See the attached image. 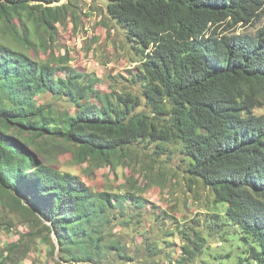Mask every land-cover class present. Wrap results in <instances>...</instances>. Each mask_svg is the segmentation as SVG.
I'll return each instance as SVG.
<instances>
[{"label":"trees","instance_id":"trees-1","mask_svg":"<svg viewBox=\"0 0 264 264\" xmlns=\"http://www.w3.org/2000/svg\"><path fill=\"white\" fill-rule=\"evenodd\" d=\"M57 1L0 0V24L31 17L55 28L63 8L49 4ZM106 1L108 15L142 52L134 76L148 110H137L130 96H101L73 69L59 74L52 61L28 53L27 38L18 39L20 47L0 41V201L50 222L56 264L128 258L111 232L146 200L94 190L60 171L46 143H67L79 161L111 165L131 145L154 142L163 154L173 142L189 177L224 206L216 224L231 227L243 247L234 264H264V113L253 111L264 88V24L238 30L260 16L264 0ZM44 93L65 98L73 113L40 103Z\"/></svg>","mask_w":264,"mask_h":264},{"label":"rangeland","instance_id":"rangeland-1","mask_svg":"<svg viewBox=\"0 0 264 264\" xmlns=\"http://www.w3.org/2000/svg\"><path fill=\"white\" fill-rule=\"evenodd\" d=\"M106 3L58 0L49 4L63 8L64 16L55 28L31 17H24L23 24L13 18L7 26L0 24V41L20 47L18 39L27 38L28 53L34 59L52 61L61 75L73 69L82 76L81 81L93 83L101 96H130L140 103L137 110L147 111L143 88L134 76L142 52L108 15ZM263 24L264 9L252 24L238 30L253 32ZM258 98L261 104L253 111L262 114L264 88ZM38 101L52 104L59 112L74 111L65 98L49 93L38 96ZM155 145H131L117 161L103 165L94 158L79 161L67 143H46L48 160L60 171L80 176L94 190L128 192L146 200L140 208L128 209L111 232L128 258L110 255L107 261L76 264H234L243 255L242 243L232 228L216 224V214L221 215L224 206L213 201L212 191L200 180L189 177L176 144L165 143L163 154L155 153L159 151ZM3 203L0 201V264H56L59 250L54 233L46 227L50 222L11 211ZM14 241L20 245L9 252L7 246Z\"/></svg>","mask_w":264,"mask_h":264}]
</instances>
